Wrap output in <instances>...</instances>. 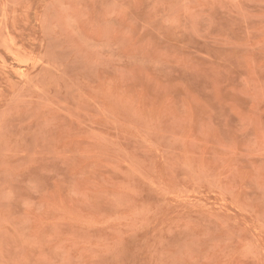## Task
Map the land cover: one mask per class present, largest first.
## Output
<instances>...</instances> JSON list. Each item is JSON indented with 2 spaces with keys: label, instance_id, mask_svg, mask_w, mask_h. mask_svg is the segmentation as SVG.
Masks as SVG:
<instances>
[{
  "label": "rangeland",
  "instance_id": "1",
  "mask_svg": "<svg viewBox=\"0 0 264 264\" xmlns=\"http://www.w3.org/2000/svg\"><path fill=\"white\" fill-rule=\"evenodd\" d=\"M0 264H264V0H0Z\"/></svg>",
  "mask_w": 264,
  "mask_h": 264
}]
</instances>
